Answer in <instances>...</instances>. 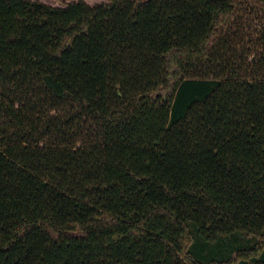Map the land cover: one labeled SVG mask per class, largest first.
I'll list each match as a JSON object with an SVG mask.
<instances>
[{
	"label": "trees",
	"instance_id": "obj_1",
	"mask_svg": "<svg viewBox=\"0 0 264 264\" xmlns=\"http://www.w3.org/2000/svg\"><path fill=\"white\" fill-rule=\"evenodd\" d=\"M0 0V264H264V0Z\"/></svg>",
	"mask_w": 264,
	"mask_h": 264
},
{
	"label": "rangeland",
	"instance_id": "obj_2",
	"mask_svg": "<svg viewBox=\"0 0 264 264\" xmlns=\"http://www.w3.org/2000/svg\"><path fill=\"white\" fill-rule=\"evenodd\" d=\"M41 1H43V2H45V3H51V4H58V1H59V3L60 4H62L61 2V0H41Z\"/></svg>",
	"mask_w": 264,
	"mask_h": 264
},
{
	"label": "crops",
	"instance_id": "obj_3",
	"mask_svg": "<svg viewBox=\"0 0 264 264\" xmlns=\"http://www.w3.org/2000/svg\"><path fill=\"white\" fill-rule=\"evenodd\" d=\"M90 4L98 3L100 0H86Z\"/></svg>",
	"mask_w": 264,
	"mask_h": 264
}]
</instances>
